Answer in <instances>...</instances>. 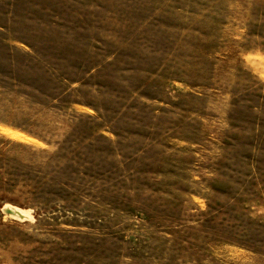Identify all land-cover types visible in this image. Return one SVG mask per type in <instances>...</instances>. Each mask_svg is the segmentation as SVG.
<instances>
[{
    "label": "rangeland",
    "instance_id": "374dc122",
    "mask_svg": "<svg viewBox=\"0 0 264 264\" xmlns=\"http://www.w3.org/2000/svg\"><path fill=\"white\" fill-rule=\"evenodd\" d=\"M0 264H264V0H0Z\"/></svg>",
    "mask_w": 264,
    "mask_h": 264
}]
</instances>
